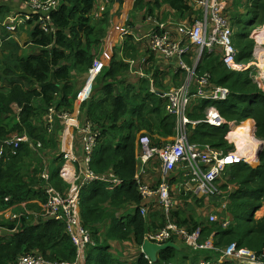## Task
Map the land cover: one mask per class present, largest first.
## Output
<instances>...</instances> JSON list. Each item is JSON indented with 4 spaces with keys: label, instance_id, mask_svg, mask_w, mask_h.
Returning a JSON list of instances; mask_svg holds the SVG:
<instances>
[{
    "label": "trees",
    "instance_id": "1",
    "mask_svg": "<svg viewBox=\"0 0 264 264\" xmlns=\"http://www.w3.org/2000/svg\"><path fill=\"white\" fill-rule=\"evenodd\" d=\"M20 1L15 4L13 0H0V146L15 136L26 135L30 143H22L16 154L6 150L0 161V264H17L21 256L30 254L41 255L52 263L77 260V248L65 224L36 218L31 212L41 213L47 203L48 183L42 178L44 173L51 175L50 184L63 196L71 189L61 175L64 121L58 113L74 112L82 81L87 78V82L95 61L104 54L110 58L93 82L90 99L81 104L79 117L81 122L89 120L98 134L91 169L98 175L116 174L121 185L93 183L81 191V224L91 239L85 250V264H131L115 256L113 244L130 245V249L120 247L121 252L117 253L135 248L138 258L134 264H149L141 253L145 236L151 231V225L156 231L167 220L156 205L148 218L140 214V208L149 205L143 202L138 191L137 140L148 135L153 146L161 147L174 136L175 118L166 114V99L160 94L167 89L163 80L165 73L175 85H181L180 78H185V74L168 72L171 67L134 36L120 41L109 53L106 40L110 27L116 26V22L112 24L111 14L116 0H110L112 7H105L99 17H95V12L100 0H58L57 8L50 12L49 22L41 18L43 12L33 10L25 0ZM123 4L124 0H120L118 12ZM247 4L250 5L249 21L237 29L235 36L239 50L237 61L243 64L254 61L255 42L250 35L257 26H264V0H249ZM145 9L143 21L148 16L165 20L170 14L183 20L194 14L186 0H136L125 27L135 29ZM237 12L233 18L239 15ZM26 14L33 19L21 25L17 34L28 29L30 41L20 45L8 30L7 19ZM131 60L137 69L154 80L156 92H151L149 79L131 73ZM185 60L192 65L190 56ZM252 71L233 72L218 54L204 52L197 74L209 73L211 84L228 89L230 94L225 101L193 100L188 115L194 121L204 120L206 109L215 107L227 124L190 126L191 142L222 151L232 150L230 141L234 140V134L228 123L237 125L233 130L238 140L241 126H253V121L255 137L264 141V90L254 81ZM50 108L57 111L52 133L48 132L46 121ZM124 130L127 132L123 134ZM38 143L42 144L41 148ZM259 160L256 168L242 163L228 169L224 176L227 180L219 183L220 196L206 201L178 196V204L184 201L180 204L184 208L179 206L171 214V220L191 233L200 230L201 242L212 238L216 249L236 244L258 255L264 253V215L255 218L264 207V149ZM156 175L159 178L158 166ZM146 183H153L150 175ZM224 200H228L226 212L231 218L228 228L219 222L211 223L209 210L203 211L208 202ZM186 249L191 252L186 253L181 247L160 252V264H197L201 259L218 264V252Z\"/></svg>",
    "mask_w": 264,
    "mask_h": 264
},
{
    "label": "built area",
    "instance_id": "2",
    "mask_svg": "<svg viewBox=\"0 0 264 264\" xmlns=\"http://www.w3.org/2000/svg\"><path fill=\"white\" fill-rule=\"evenodd\" d=\"M25 1L32 4V0ZM37 1L39 7H34L33 10L43 12L44 15L41 18H45V22H49L50 12L57 8L58 0ZM186 1L192 8V14L194 13L191 17L184 21H163L156 16H148L143 21V25L137 26L135 29L122 28L119 42L115 44V46L118 45L128 36H134L138 43H144L158 56L160 61L171 67L168 72L185 74L184 83L180 87L160 94L166 99V114L175 118L174 136L161 147L153 146L151 137L148 135H142L137 140L139 194L145 204L152 208L155 205L158 206L167 220L164 227L146 234L145 240L159 246L168 242L177 245L180 242L192 251H215L220 254L217 260L218 264L226 262L264 264V253L258 255L247 248H240L236 244H231L224 249H216L212 238L201 242L200 230L191 233L171 220V214L184 204V201L181 202L182 205L178 204V196L189 198L190 201H203L220 196L219 183L224 182L227 170L242 163L253 168L258 167L260 165L258 152L261 147L262 150L264 149V141H259L255 137L256 124L253 125V137L258 148L253 150V153L246 152L243 148L240 149L235 141H230V144L236 145L234 149L222 151L208 144L201 145L189 140L190 126L194 128L200 123H205L213 127H221L227 124L215 107L206 109L204 120L194 121L188 115L193 100L225 101L230 94L226 88L213 86L209 73L197 74L196 70L202 61L204 52L218 54L222 63L233 72L248 71L253 68V62L243 64L237 61L239 50L235 46V28L227 15L226 0ZM32 19L30 14L11 17L7 24L8 30L14 32L20 25ZM42 27L46 29L47 26L42 23ZM255 41L257 46L254 49V58H256L259 46L257 39ZM262 46L264 45L259 47ZM186 56H190L192 65L187 63ZM109 58V55L104 54L102 59L95 61L89 74V82L95 80L103 70L105 61ZM145 62L146 60H143V63ZM130 63L131 73L149 79L151 92H156L154 80L141 69H137L134 60H131ZM169 77L165 79V82H169ZM91 94L92 84L79 92L74 112L58 113V116L64 121V129L61 134L64 164L61 175L71 185L69 193L65 197L56 190L50 184L51 175L46 172L42 178L48 183L45 187L47 203L43 206L41 213L31 212L36 218L52 219L65 224L66 231L77 248V260L74 263H52L41 255L30 254L21 256L17 264H85V250L91 239L81 224V191L93 183H104L113 187L121 185V180L116 174L98 175L90 167L98 134L94 132L93 124L89 120L80 121L79 108L82 103L90 99ZM56 118L57 111L50 108L46 119L49 133L55 129ZM228 125L231 131L233 124L228 123ZM76 137L80 139V148L77 147ZM12 139L5 141L0 146V161L4 158L6 150L16 154L21 144L27 143L29 140L26 135L15 136ZM31 147H33L32 144ZM41 147L42 144L38 143V148ZM152 165L159 167L156 188H152L146 183L149 168ZM186 201L189 202V200ZM227 205L225 200L223 209H226ZM207 209L211 212L214 211L210 205L204 207L203 211L205 212ZM147 211V206L143 205L140 208L142 217L145 218ZM209 218L211 223L219 222L223 228H228L231 223L229 214L222 220H219L215 213H211ZM144 257L149 264H156L148 256L144 255ZM197 264H215V262L214 260L201 259Z\"/></svg>",
    "mask_w": 264,
    "mask_h": 264
},
{
    "label": "rangeland",
    "instance_id": "3",
    "mask_svg": "<svg viewBox=\"0 0 264 264\" xmlns=\"http://www.w3.org/2000/svg\"><path fill=\"white\" fill-rule=\"evenodd\" d=\"M248 1L249 0H226L225 2H227V5H228V9H227V11H228V17L230 18V20L232 21V23H233V26H234V28H235V36H236V34L238 33V31H237V29H241L248 21H249V17H250V15H249V7H250V5H248L247 3H248ZM127 3L129 4V0H124V7H122L121 8V10L118 12V14H119V16H122V14L124 13V11L125 10H127L128 8H127ZM26 4L29 6V7H31L32 9H34V7L35 8H38L39 7V4H38V1L37 0H32V4H28L27 3V1H26ZM237 10H239L240 11V13H238L237 12ZM129 11V10H128ZM133 12V11H132ZM131 10H130V14H129V16L130 17H132V15H131ZM156 12H157V10H156ZM161 12H163V11H161ZM238 13L239 15L238 16H236L235 18H233L232 16H233V14L234 13ZM144 13H147V9H145V10H143L142 12H141V14L139 15V17H138V21L136 22L137 23V26H140L142 23H143V20H142V17H143V15H144ZM164 16V15H163ZM95 17H96V13H95ZM98 17V16H97ZM10 18L11 17H9L8 19H7V21H9L10 20ZM232 18V19H231ZM187 18H185V19H183V20H180V19H178L175 15H172V14H170V15H167V17H166V19L164 20L163 19V17H162V20L163 21H167V20H174V21H184V20H186ZM236 22H237V24H238V28H236V26H237V24H236ZM23 25V24H22ZM21 26V25H20ZM19 26V27H20ZM18 27V28H19ZM16 29L14 32H11L12 34H15L14 35V40H16L20 45H24V44H26V43H28L30 40H29V34H30V31L27 29L24 33H20V35L19 34H17L18 33V31H19V29ZM259 31V32H258ZM9 32V31H8ZM108 33H110V36L112 37L113 35H115L116 34V32L114 31V30H112L111 29V27H110V29H109V31H108ZM19 35V36H18ZM108 36V35H107ZM112 39V38H111ZM250 39L251 40H253L254 42H255V46H257V42L255 41V39H257V41L259 42L258 43V45L260 46V45H264V43H261V41H264V26H257V28L256 29H254L253 31H252V33H251V35H250ZM107 42V41H106ZM258 46V48H262V49H264V46H262V47H259ZM256 56H257V54H256ZM257 57L256 58H254V61H253V71H252V73H251V76L253 77V79H254V81L259 85V87H260V80L262 81V76H261V72L260 71H258V69L256 68V66L254 65V63H256L257 62ZM86 79L87 78H85V80H83L82 81V84H81V86L79 87V89L81 88V87H83L80 91H82L84 88H85V86L87 85V83L89 82V79L87 80V82H85L86 81ZM166 79V73H165V77H164V79L163 80H165ZM180 84L182 85L183 83H184V78H180ZM81 81V80H80ZM178 81H179V79H178ZM259 81V82H258ZM93 82L94 81H92V92H93ZM164 85L166 86V88L167 89H165L162 93H166V92H168V91H170L172 88H176V87H180L181 85H175L174 84V82L172 81V79H171V77H169V82H165L164 83ZM168 86V87H167ZM261 88V87H260ZM262 89V88H261ZM79 91V92H80ZM79 94V93H78ZM77 97H78V95H77ZM254 124H256L255 122H253ZM54 126H55V124H54ZM242 127H244V125H242ZM242 127H241V129H242ZM233 128H235V130H236V128H237V125H233ZM251 132H252V134H253V130H254V127L251 125ZM232 130V129H231ZM233 131V134H234V130H232ZM127 131L126 130H124L123 131V134L124 133H126ZM253 136V135H252ZM254 138V137H253ZM12 140H14V139H12ZM259 141H261V140H259ZM237 142H238V147L241 149V145H240V139H239V135H238V140H237ZM27 143H30V141L28 140V142ZM76 143H77V145H78V142L76 141ZM32 144V143H31ZM30 144V145H31ZM33 145V144H32ZM234 147H236V145L234 146ZM78 150H79V148H78ZM149 175H150V177L151 178H153V183H147L150 187H152V188H156V182H158V176L156 175V166H152V167H150L149 168ZM225 180H227V178H224V181ZM232 188V187H231ZM227 201V203H228V200H226ZM223 202H225V200L224 201H218V203L217 202H215V203H211V202H208V206L210 205L211 206V208L214 210V211H212L211 212V210H209V212H210V214L211 213H215L217 216H218V218H219V220H222L225 216H227V212H226V209H223ZM183 206V205H182ZM182 206H180V207H182ZM207 206V207H208ZM147 208H148V211H147V213H146V216H145V218H148V215H149V212H153L154 210L152 209V207L151 206H147ZM182 208H184V206L182 207ZM151 210V211H150ZM263 215H264V207L260 210V211H258L257 213H256V215H255V218L256 219H260L261 217H263ZM150 229H151V231L149 232V233H152L155 229H153L152 228V225L150 226ZM179 244V247H181V249H183V251L184 252H186V253H189V252H191V251H189V250H187L186 249V247H184L180 242L178 243ZM125 246H127L126 244H125ZM125 246H119V245H115V252H121V248L120 247H125ZM129 247H131L130 245H128L127 246V248H129ZM124 249V248H123ZM130 249V248H129ZM127 253L128 252H125L124 253V251H123V253L122 254H119V255H121V256H124V255H127ZM122 260H124V259H122Z\"/></svg>",
    "mask_w": 264,
    "mask_h": 264
},
{
    "label": "crops",
    "instance_id": "4",
    "mask_svg": "<svg viewBox=\"0 0 264 264\" xmlns=\"http://www.w3.org/2000/svg\"><path fill=\"white\" fill-rule=\"evenodd\" d=\"M109 1L110 0H100V3H99V6H98V8H97V11L95 12L96 13V17L98 16L99 17V15H100V13L101 12H104L105 11V7H109L110 6V8L112 7L111 6V1H110V3H109ZM135 1L136 0H129V4L127 3V10H125L124 11V13L122 14V16H119V17H115L114 18V16H113V12L119 7L120 8V5L118 6V4H117V0L115 1V4H113V7H112V9H111V14H112V18H114V20H113V22H112V24L113 23H115V25L116 26H114V24H113V26L111 27V29L112 30H114L115 32H116V34L115 35H113L112 37L110 36V33H108V37H107V50L109 51V53L111 54L112 53V49H113V47H115V44L116 43H118L119 42V37H120V33H121V30H122V28H124L125 27V25H126V23H127V21H128V18H129V14H130V10L132 11V9H133V6H134V3H135ZM13 2L15 3V4H18V3H20L21 1L20 0H13ZM123 7H124V4H123ZM119 8H118V10H119ZM104 10V11H103ZM129 10V11H128ZM138 21V20H137ZM141 25H143V23L141 24ZM145 29H147V28H145ZM144 29V30H145ZM112 38V39H111ZM90 84H92V82H88L87 83V85L85 86V88L88 86V85H90ZM233 125H236V124H233ZM248 125V124H247ZM250 126V125H249ZM76 139H77V142H78V145H77V147H79L80 148V146H81V142H80V139L79 138H77L76 137ZM179 243V242H178ZM113 246H115L114 244H113ZM177 246H178V248L180 249V247H179V245L177 244ZM137 250L135 249V248H131V251H129L128 253H127V255H124V256H119V254L117 253V252H115V249L114 250H112V252L115 254V256L120 260V261H122V262H126V261H128L129 263H136V261H137V258H138V255H137V252H136ZM133 252V253H132ZM135 252V253H134ZM115 257V258H116ZM122 259H124V260H122Z\"/></svg>",
    "mask_w": 264,
    "mask_h": 264
},
{
    "label": "bare ground",
    "instance_id": "5",
    "mask_svg": "<svg viewBox=\"0 0 264 264\" xmlns=\"http://www.w3.org/2000/svg\"><path fill=\"white\" fill-rule=\"evenodd\" d=\"M261 43H264V41H261ZM257 62L254 63V65L256 66V68L258 69V71L261 72V76H262V81L260 80V87L264 90V49L262 48H257ZM242 127V126H241ZM235 129V128H234ZM233 130V128H232ZM251 125H244V127H242V129L239 131L238 135H239V139H240V145H241V149L243 148L246 152H252L253 150H255L256 148H258V144L256 143L255 139L253 138V134L251 132ZM236 132L234 133V140L236 142L237 145V138H236Z\"/></svg>",
    "mask_w": 264,
    "mask_h": 264
},
{
    "label": "water",
    "instance_id": "6",
    "mask_svg": "<svg viewBox=\"0 0 264 264\" xmlns=\"http://www.w3.org/2000/svg\"><path fill=\"white\" fill-rule=\"evenodd\" d=\"M117 4L118 6L120 5V0H117ZM118 8L113 12L114 18L117 16ZM261 152H262V147L258 152V157L260 156ZM168 249H179V248L173 242H168L165 245L159 246L149 242L148 240H144V243L141 247V253L148 256L153 263L157 264L159 263V253Z\"/></svg>",
    "mask_w": 264,
    "mask_h": 264
},
{
    "label": "clouds",
    "instance_id": "7",
    "mask_svg": "<svg viewBox=\"0 0 264 264\" xmlns=\"http://www.w3.org/2000/svg\"><path fill=\"white\" fill-rule=\"evenodd\" d=\"M263 90V89H262ZM254 122V121H253ZM144 255V254H143Z\"/></svg>",
    "mask_w": 264,
    "mask_h": 264
}]
</instances>
